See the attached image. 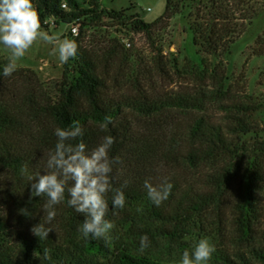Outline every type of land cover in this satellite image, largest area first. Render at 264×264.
Wrapping results in <instances>:
<instances>
[{
	"label": "trees",
	"instance_id": "obj_1",
	"mask_svg": "<svg viewBox=\"0 0 264 264\" xmlns=\"http://www.w3.org/2000/svg\"><path fill=\"white\" fill-rule=\"evenodd\" d=\"M101 1L33 0L42 28L49 29L51 19L56 26L79 25L78 36L65 35L78 51L64 63L59 81H43L20 67L5 77L8 57L0 53V264H179L154 248H180L193 227L208 224L213 216L225 223L228 234L210 264H264V120H252L263 107L229 104L225 65L209 60L231 52L258 16L259 2L166 0L164 15L148 23L133 12L135 7L108 10ZM187 9L200 62L182 65L177 57L164 56L160 45L152 64L161 74L174 71L180 80L210 81L211 96L198 88L151 93L144 84L152 72L133 53L128 36L143 34L154 46L156 34ZM105 117L112 122L102 130ZM74 121L83 127L89 151L102 137H115L109 155L121 162L113 166L112 187L127 186L122 209H113L112 192L106 196V219L115 225L110 243L82 236L78 229L85 217L68 205L67 191L46 225L54 229L48 239L30 231L43 219L47 198L29 202L30 181L20 168L26 163L29 173L43 171L57 142L55 128H69ZM165 178L173 187L157 206L144 182L157 186ZM21 208L33 217L21 215ZM143 235L150 246L141 252ZM44 249L50 250V259L44 258Z\"/></svg>",
	"mask_w": 264,
	"mask_h": 264
},
{
	"label": "clouds",
	"instance_id": "obj_2",
	"mask_svg": "<svg viewBox=\"0 0 264 264\" xmlns=\"http://www.w3.org/2000/svg\"><path fill=\"white\" fill-rule=\"evenodd\" d=\"M38 41L55 44L54 54L58 52L61 63H66L77 55L78 45L74 40L60 39L42 30L33 0H0V45L10 51L8 63L3 67L5 77L11 76L17 70L18 61ZM111 122V117H105V122L100 125L101 129L106 130ZM54 134L57 142L54 149L47 154L44 170L29 173L26 163L20 168L21 174L26 175L30 181L29 202L34 197L47 198L43 205V219L33 225L30 231L40 240L48 239L49 233L54 229L46 225H51L55 219V206L64 201L67 191L68 205L85 217L78 229L82 236L85 239L91 237L110 243V233L115 225L106 219L109 211L106 196L112 192L113 209H122L126 200L123 188L127 186L125 182L120 188L112 187L113 166L121 162L119 156L109 155L115 137H102L100 143L89 151L82 139L84 129L79 121H74L66 129L55 128ZM144 187L148 198L159 206L167 200L173 185L165 178L157 186L145 180ZM19 213L33 217V213L27 208L19 209ZM149 246L148 236H141L139 250L143 252ZM215 251V245L208 238H201L191 253L187 250L183 252L179 264H209ZM43 256L50 259V250L44 249Z\"/></svg>",
	"mask_w": 264,
	"mask_h": 264
},
{
	"label": "rangeland",
	"instance_id": "obj_3",
	"mask_svg": "<svg viewBox=\"0 0 264 264\" xmlns=\"http://www.w3.org/2000/svg\"><path fill=\"white\" fill-rule=\"evenodd\" d=\"M257 1L259 2L258 16L248 27L246 33L235 42L231 52L221 59L212 57L209 60L214 64L222 61L225 65L228 78L226 89L230 90L228 103L243 102L261 105L263 108L253 113L252 120L262 122L264 120V55L260 56L259 54L264 52V0ZM101 5L108 10L135 7L133 12L138 13L146 22L152 23L164 15L166 0H102ZM189 15L190 11L187 9L183 15L175 17L165 32L156 34L154 46L143 34L128 36L134 45L133 53L138 55V60L142 59L146 69L152 72L144 84L149 92L165 96L186 90L195 91V88H198L211 96L213 85L210 81L199 83L194 80H180L174 71H171L169 76L161 74L159 66L152 64L153 57L160 45L163 47L164 56L168 59L177 57L182 65L186 60H192L195 64L200 62L193 44ZM42 30L60 39H65L70 27L60 23L58 26H50L49 29L42 28ZM258 40L260 43L256 45ZM55 48V44L38 41L25 57L18 61V67L32 69L43 81H59L63 74L64 63L60 62L58 52L54 54ZM0 53L5 57L10 55V51L3 45H0ZM210 108H213L212 113H214L216 107L212 105ZM227 234L228 229L225 223L213 216L209 219L208 224L193 227L190 235L182 240L180 248L160 245L154 248L153 252L165 259L179 262L183 252L187 250L191 253L201 238H208L217 248L220 239Z\"/></svg>",
	"mask_w": 264,
	"mask_h": 264
},
{
	"label": "built area",
	"instance_id": "obj_4",
	"mask_svg": "<svg viewBox=\"0 0 264 264\" xmlns=\"http://www.w3.org/2000/svg\"><path fill=\"white\" fill-rule=\"evenodd\" d=\"M63 8H66V4H63ZM46 25L50 26H56L55 20L51 19L48 22H46ZM70 32L74 35V36H78L79 34V25H71L70 26ZM127 47H132L131 42L127 41L126 42Z\"/></svg>",
	"mask_w": 264,
	"mask_h": 264
}]
</instances>
